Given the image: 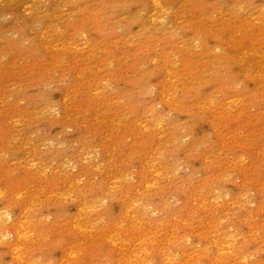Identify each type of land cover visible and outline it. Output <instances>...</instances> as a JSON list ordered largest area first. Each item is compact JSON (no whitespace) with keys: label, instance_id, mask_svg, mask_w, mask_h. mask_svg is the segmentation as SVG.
Wrapping results in <instances>:
<instances>
[{"label":"rangeland","instance_id":"374dc122","mask_svg":"<svg viewBox=\"0 0 264 264\" xmlns=\"http://www.w3.org/2000/svg\"><path fill=\"white\" fill-rule=\"evenodd\" d=\"M0 264H264V0H0Z\"/></svg>","mask_w":264,"mask_h":264},{"label":"bare ground","instance_id":"6f19581e","mask_svg":"<svg viewBox=\"0 0 264 264\" xmlns=\"http://www.w3.org/2000/svg\"><path fill=\"white\" fill-rule=\"evenodd\" d=\"M147 92H149V91H147ZM237 92H239L238 90H237ZM165 117H163L162 115L161 116H158L157 117V120L158 121H160V122H162L163 121V119H164ZM156 126V125H155ZM159 128V127H158ZM177 133H178V131H177ZM171 136H173V135H171ZM232 176V175H231ZM148 186V185H147ZM217 191V190H216ZM220 195H217V194H214V197H213V199H214V206H213V208H212V210H213V212H216V211H218L219 210V208H220V205H221V201H219L220 200ZM206 206V205H205ZM138 208H140V207H138ZM150 212H154L152 209H151V207H149V205H146L145 206V208H144V213L146 214V213H150ZM180 232V231H179ZM108 238V237H107ZM224 239H226V238H224ZM178 240V239H177ZM177 240H175V241H177ZM114 242V241H113ZM218 247H219V245H218ZM219 252H220V254H223L224 253V251H223V249H222V247L220 246L219 247Z\"/></svg>","mask_w":264,"mask_h":264}]
</instances>
